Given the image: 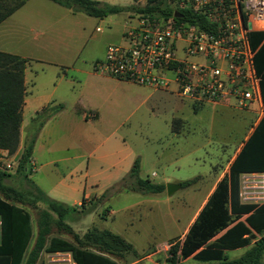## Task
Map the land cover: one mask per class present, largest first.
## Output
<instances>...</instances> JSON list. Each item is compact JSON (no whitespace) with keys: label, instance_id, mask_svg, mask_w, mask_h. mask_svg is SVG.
Here are the masks:
<instances>
[{"label":"rangeland","instance_id":"1","mask_svg":"<svg viewBox=\"0 0 264 264\" xmlns=\"http://www.w3.org/2000/svg\"><path fill=\"white\" fill-rule=\"evenodd\" d=\"M16 1L6 0L8 5ZM115 1L124 3V0ZM141 2L145 5L147 0ZM109 16L111 19L101 22V18L87 16L81 11L69 13L49 0L32 1L14 13L3 25L5 27H0V50L32 58L28 78L37 72L38 79L34 81L38 88L48 89L56 72L67 69L61 67V63L69 66L76 59L77 67L94 73L95 62L104 59L110 46L125 44L122 33L126 16ZM98 27L100 31H97ZM106 89H109V99L100 97L95 101L105 106L109 117L117 112L115 108H122L129 116L127 125L118 133L126 139L129 150L141 156L142 178L165 185L198 180L171 196L166 190L156 195L118 192L120 188L116 186L110 196L93 198L83 208L69 212L64 222L80 236L93 227L106 229L122 236L138 251H147L148 244L162 243L183 233L211 185L219 176L227 174L229 161L260 117L259 107L256 104L241 109L232 101L207 102L195 107L191 100L182 99L173 92L175 86L171 91L152 96H149L151 89H141L137 95L125 94L126 88ZM174 119L182 121L178 133L172 131ZM19 157L16 151L10 161L14 164ZM10 173L12 175L5 184L23 193L16 201L31 214L35 231H47V240L59 236L74 243L72 234L59 228L56 214L42 201L43 196L30 181L14 170ZM32 179L36 182L35 176ZM242 181V201L264 203V177L246 176ZM244 252H229L228 256L234 259ZM164 253L160 251L158 256H168L167 252L166 256ZM118 259L121 264H145L142 260L138 263L126 253ZM40 261L73 264L68 254L43 253ZM193 263V260L179 262Z\"/></svg>","mask_w":264,"mask_h":264},{"label":"trees","instance_id":"2","mask_svg":"<svg viewBox=\"0 0 264 264\" xmlns=\"http://www.w3.org/2000/svg\"><path fill=\"white\" fill-rule=\"evenodd\" d=\"M26 1L18 0L13 5H8L6 0H0V23ZM49 1L73 13L81 11L87 16L101 19L120 13L160 14L169 18L174 12L173 0H147L143 6L135 3L129 6L110 5L96 0ZM180 14V21L209 30L210 26L204 18L193 16L189 11H180ZM250 42L255 51L257 76L261 80L264 112V31L251 32ZM29 63V59L0 51V151L7 150L11 156L20 146L22 111L27 94L25 72ZM193 105L201 106L194 102ZM62 108L61 104L46 107L32 119L31 131L17 161L16 173L24 175L43 196L42 201L56 214L57 225L72 234L74 243L59 236L47 240L45 236L48 232L41 233L38 229L33 247L25 257L33 237L32 216L16 201L23 193L5 184L12 174L0 170V264H45L40 261L43 253L70 254L75 264H121L118 258L126 253L140 263L144 255L139 254L133 244L119 234L93 227L80 236L65 224L67 214L83 208L87 204L85 199L78 206H68L49 198L29 179L30 173L27 174V171L29 168L31 171L38 131L48 117ZM181 122L180 119L173 120V133L179 132ZM248 173H264V115L230 165L229 174L218 182L208 197L184 239L171 242L166 257L168 264H179L189 257L206 264H264V203L243 202L241 198V175ZM197 180L198 178L181 182L182 188L191 187ZM116 186L120 188L118 192H137L144 195L161 194L166 190L165 184L141 177L140 158L135 159L129 173L118 184L107 189L100 197L106 198L114 193ZM243 217L245 218L242 219ZM253 241L255 242L251 246ZM249 246L251 247L239 258L231 260L225 254L226 251Z\"/></svg>","mask_w":264,"mask_h":264},{"label":"crops","instance_id":"3","mask_svg":"<svg viewBox=\"0 0 264 264\" xmlns=\"http://www.w3.org/2000/svg\"><path fill=\"white\" fill-rule=\"evenodd\" d=\"M32 1L36 0H27L25 4L14 13L25 8L26 5ZM96 1L118 6H129L134 3L143 6L141 0H124L122 1L124 3H117L115 0ZM68 12L71 13L70 10H68ZM120 14L126 16L124 23L126 31V29L135 22L137 15L129 13ZM12 15L2 21L0 27H5L3 25H5ZM109 17L101 19V22L111 19ZM125 31H123L122 34H124ZM0 51L6 52L3 50ZM21 57L29 59L30 63L25 72L27 94L22 111L23 121L20 129L18 155H20L23 150L25 140L31 131L32 119L36 114L46 107H55L59 104L63 105L60 111L47 118L44 125L38 131L32 154L29 179L49 198L68 206H78L82 203L83 199H85L87 203L93 198L100 197L107 189L118 184L129 173L136 158H140L141 162L142 159L138 153H132L131 150H129L126 139L118 133L119 130L128 123L129 116L126 112L124 110L122 111V108L117 109L114 107L117 112H113L109 117L106 113L107 109L105 106L95 101V99L103 97L105 100H108L110 94L108 92L109 89H106L107 87L118 88L119 90L126 88L124 92L127 95L129 93H135L137 95L138 91H142L141 89H151L152 92L149 96L154 95V93L161 91V93H164L169 90L145 88L129 82L95 74L83 67H77L76 59L72 61L69 66L62 65L63 63H61L60 66L67 69L65 71L62 70V72H56L50 82V88L40 89L37 86V82L34 81L38 79L37 72L33 73L32 78H28V73L31 72L32 62L34 60L26 56ZM122 85H124V87H122ZM258 107L260 117L254 124L249 135L229 161L228 169L264 115L263 103L261 106L258 105ZM228 174L229 170L227 174L219 176L215 183L211 185L206 197L182 234L176 235L162 243L148 244L147 251H138L133 245L139 254L145 255L142 258L145 264H168L166 262V252L164 253L166 256L165 258L162 257V255L158 256L162 246H164V244H171L173 240H177V237L178 241L184 239L189 227L197 217L201 208L207 202L208 197L214 191L218 182ZM33 176H35L36 182L32 179ZM246 176L257 178L264 176V173L242 174L241 185L243 183V177ZM178 183L181 184V182ZM244 218L245 217L242 219ZM36 232L33 225V237H36ZM33 237L25 257H27L33 247ZM254 242L255 241L251 243V246ZM251 246L226 251L225 254L229 258V252L238 250H245L246 252ZM149 250L153 251L149 253ZM245 252L243 254H245ZM62 254L67 253H54L53 255ZM189 260H193V264H206L194 260L193 257L183 260L182 263ZM73 264L75 263L73 262Z\"/></svg>","mask_w":264,"mask_h":264},{"label":"built area","instance_id":"4","mask_svg":"<svg viewBox=\"0 0 264 264\" xmlns=\"http://www.w3.org/2000/svg\"><path fill=\"white\" fill-rule=\"evenodd\" d=\"M172 6L169 18L138 14L123 34L125 44L110 46L94 73L155 90L175 86L179 97L200 105L261 106L250 33L264 31V0H173ZM180 11L204 18L209 30L180 21ZM10 157L0 151V170L16 171ZM170 247L164 244L161 251Z\"/></svg>","mask_w":264,"mask_h":264},{"label":"water","instance_id":"5","mask_svg":"<svg viewBox=\"0 0 264 264\" xmlns=\"http://www.w3.org/2000/svg\"><path fill=\"white\" fill-rule=\"evenodd\" d=\"M175 16L177 18H181L182 15L178 12L175 13ZM182 188V185L180 183H168L166 185V191L168 193L169 196H171L175 191H177L178 189Z\"/></svg>","mask_w":264,"mask_h":264}]
</instances>
